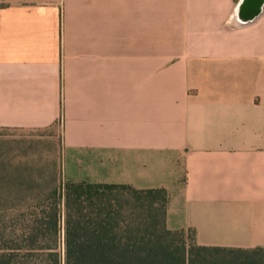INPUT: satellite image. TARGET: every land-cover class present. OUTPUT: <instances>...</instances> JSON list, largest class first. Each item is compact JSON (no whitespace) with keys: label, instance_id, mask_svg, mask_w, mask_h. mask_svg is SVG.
<instances>
[{"label":"crops","instance_id":"crops-1","mask_svg":"<svg viewBox=\"0 0 264 264\" xmlns=\"http://www.w3.org/2000/svg\"><path fill=\"white\" fill-rule=\"evenodd\" d=\"M0 127L54 128L70 179L165 187L201 245L264 248V0H0Z\"/></svg>","mask_w":264,"mask_h":264},{"label":"trees","instance_id":"trees-1","mask_svg":"<svg viewBox=\"0 0 264 264\" xmlns=\"http://www.w3.org/2000/svg\"><path fill=\"white\" fill-rule=\"evenodd\" d=\"M168 201L163 186L62 180L28 236L0 246V264H264L262 247L201 245L194 228H168Z\"/></svg>","mask_w":264,"mask_h":264},{"label":"rangeland","instance_id":"rangeland-1","mask_svg":"<svg viewBox=\"0 0 264 264\" xmlns=\"http://www.w3.org/2000/svg\"><path fill=\"white\" fill-rule=\"evenodd\" d=\"M68 171L54 128L0 127V246L28 236Z\"/></svg>","mask_w":264,"mask_h":264}]
</instances>
